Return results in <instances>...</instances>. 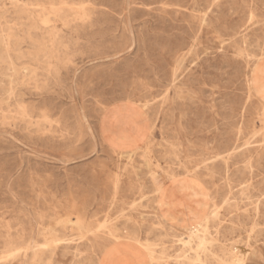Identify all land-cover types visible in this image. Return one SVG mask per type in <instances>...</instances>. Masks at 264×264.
<instances>
[{
	"label": "rangeland",
	"instance_id": "rangeland-1",
	"mask_svg": "<svg viewBox=\"0 0 264 264\" xmlns=\"http://www.w3.org/2000/svg\"><path fill=\"white\" fill-rule=\"evenodd\" d=\"M59 1L84 15L35 22ZM59 1L0 0V264H98L114 239L142 264H245L264 243V0ZM114 105L145 117L141 146L101 138ZM165 183L195 208L175 226Z\"/></svg>",
	"mask_w": 264,
	"mask_h": 264
},
{
	"label": "crops",
	"instance_id": "crops-1",
	"mask_svg": "<svg viewBox=\"0 0 264 264\" xmlns=\"http://www.w3.org/2000/svg\"><path fill=\"white\" fill-rule=\"evenodd\" d=\"M254 86L259 91V96L264 100V64L260 66L255 75ZM101 119V126L98 127L99 134H102L101 138L110 143L109 145L116 148H122L125 145L136 148L142 145L143 141H134L128 137V135L132 136L135 132L127 125L128 122L141 124V121L145 119L144 116L141 117L139 111L137 112V108H123L120 105H114L111 110L104 113ZM163 188L167 193L170 192L166 200V206L162 210L166 221L175 226L176 223L189 220V211L195 209L193 200L189 199V194L173 192V187L166 183ZM125 249L121 247L120 251L102 258L101 264H142V260L135 258L132 251H129L128 248L124 251ZM245 264H264V243L249 251Z\"/></svg>",
	"mask_w": 264,
	"mask_h": 264
},
{
	"label": "bare ground",
	"instance_id": "bare-ground-1",
	"mask_svg": "<svg viewBox=\"0 0 264 264\" xmlns=\"http://www.w3.org/2000/svg\"><path fill=\"white\" fill-rule=\"evenodd\" d=\"M47 1V0H46ZM59 1V0H58ZM101 1H103V0H101ZM45 2V1H44ZM16 3V2H15ZM11 4V3H10ZM13 4V3H12ZM37 4V3H36ZM89 4V3H88ZM26 5V4H25ZM91 5V4H90ZM35 6V5H34ZM42 6V5H41ZM14 7V6H13ZM43 7H44V5H43ZM89 7V6H88ZM32 8V7H31ZM15 9V8H14ZM33 9V8H32ZM39 9V8H38ZM22 10V13H25L26 15H27V17H31L32 15H33V13H30L29 11H27L26 9L24 10V8L23 9H21ZM12 12H14V11H12ZM34 12V11H33ZM84 13V9L82 8V7H80V6H75V5H73V4H71L70 2H61V1H59V3H55V4H51L50 5V9H49V11L45 14V10L43 9L42 10V13L40 12V15H38V18L36 19L35 18V22H38V23H40V26H41V24H42V26L43 25H47V23L50 21V18H49V16L51 15L52 16V19L54 20V21H57V22H61L62 24H66L67 23V21L68 20H70L71 18H76V17H80V16H82V14ZM13 14V13H12ZM34 14H35V12H34ZM88 14V13H87ZM84 15V14H83ZM24 16V15H23ZM86 17V16H85ZM88 17H89V15H88ZM81 18V17H80ZM83 18V17H82ZM19 19V18H18ZM32 19V18H31ZM5 21V20H4ZM10 21V20H9ZM13 21V20H12ZM83 21V20H82ZM89 22V21H88ZM30 23V22H29ZM37 23V24H38ZM83 23H84V21H83ZM8 26V25H7ZM41 26V27H42ZM91 26V25H90ZM11 27H13V26H11ZM35 27V26H34ZM82 27V26H81ZM1 28V27H0ZM32 28H33V26H32ZM92 28V27H91ZM7 29V28H6ZM20 30V29H19ZM48 30H49V28H48ZM43 31V30H42ZM52 31V30H51ZM20 32V31H19ZM37 32H39V31H37ZM50 32V31H49ZM53 33H54V31H52ZM59 32V31H58ZM0 33H2V32H0ZM9 33V32H8ZM43 33V32H42ZM70 33V32H69ZM55 34H57V33H55ZM62 34V33H61ZM10 35H11V33H10ZM42 35V34H41ZM40 35V36H41ZM54 35V34H53ZM29 36V35H28ZM63 36H64V34H63ZM41 38H43V37H41ZM29 41H30V37H29V39H28ZM32 40V39H31ZM58 40V39H57ZM8 41V40H7ZM13 41V40H12ZM60 42V41H59ZM2 42H1V36H0V44H1ZM3 43H4V41H3ZM56 43V42H55ZM69 43V42H68ZM35 44V43H34ZM36 44H37V41H36ZM38 46H39V44H38ZM63 46V45H62ZM29 47V46H28ZM33 47H34V45H33ZM40 47V46H39ZM64 47V46H63ZM66 47V46H65ZM38 48V47H37ZM46 47H44V49H45ZM32 49V48H31ZM19 50V49H18ZM34 50H35V48H34ZM28 55V54H27ZM57 55V54H56ZM8 56V55H7ZM16 57V56H15ZM19 57V56H18ZM22 57V56H21ZM30 58H32L31 56H30ZM10 63H11V61H9ZM51 62V61H50ZM47 63H48V59H47ZM50 68V67H49ZM12 71H13V69H12ZM24 71V70H23ZM33 72V71H32ZM13 73V72H12ZM25 73V72H24ZM14 74V73H13ZM34 74V73H33ZM7 78V77H6ZM10 80V79H9ZM29 80V79H28ZM11 81V80H10ZM16 84V83H15ZM10 85V84H9ZM27 87V86H26ZM36 87V86H35ZM9 89H10V87H9ZM36 89V88H35ZM37 90V89H36ZM10 91H11V89H10ZM35 92H38V91H35ZM34 92V93H35ZM14 93V92H13ZM32 93V92H31ZM10 95V94H9ZM12 95V94H11ZM2 104V102H0V105ZM5 104V103H4ZM44 105V104H43ZM16 106V105H15ZM45 106V105H44ZM7 107V109H9V105H7L6 106ZM40 107V106H39ZM17 108H18V110H19V113L21 114V115H23V116H26V115H28V113L25 111V109L23 110V108H25V107H23L22 109H21V106L19 105H17ZM0 111H2V108H0ZM104 111V110H103ZM104 113V112H103ZM19 114V115H20ZM41 115H43V114H41ZM40 115V116H41ZM48 115V114H47ZM3 116H5V115H3ZM10 116H11V114H10ZM13 116V115H12ZM11 116V117H12ZM16 116V115H15ZM17 117H18V115H17ZM27 117V116H26ZM101 117V116H100ZM30 118H31V116H30ZM145 118V117H144ZM147 118V117H146ZM21 119V118H20ZM27 119V118H26ZM101 119V118H100ZM5 120V119H4ZM18 120V119H17ZM22 120V119H21ZM42 120V119H41ZM3 121V120H2ZM39 121V120H38ZM37 121V122H38ZM43 121V120H42ZM46 121H47V119H46ZM50 121V120H49ZM14 122V121H13ZM22 122V121H21ZM21 122H20V124H21ZM34 122V121H33ZM44 122H45V119H44ZM51 122V121H50ZM49 122V123H50ZM5 124H8V123H6V122H4ZM3 123V124H4ZM43 123V122H42ZM99 123V122H98ZM4 124V125H5ZM43 124H45V123H43ZM48 124V123H47ZM47 124L46 125H44V126H47ZM100 124V123H99ZM13 125H15V124H13ZM24 125V124H23ZM22 125V126H23ZM28 125V124H27ZM26 125V126H27ZM30 125H32L31 124V121H30ZM149 125V124H148ZM35 126V125H34ZM50 126V125H49ZM48 126V127H49ZM8 127V126H7ZM13 127V126H12ZM30 127V126H29ZM32 127V126H31ZM11 128V127H10ZM36 128H38V127H36ZM35 128V129H36ZM147 128H148V126H147ZM153 127H151L149 130H151ZM51 129V128H50ZM49 129V130H50ZM154 129V128H153ZM14 130V129H13ZM34 130V129H33ZM30 131V130H29ZM38 131V130H37ZM34 133H36V130L34 131ZM38 133V132H37ZM36 133V134H37ZM52 133V132H51ZM47 134V133H46ZM51 135V134H50ZM45 136V135H44ZM43 137V136H42ZM60 138H61V136H60ZM153 139V138H152ZM147 154V153H146ZM130 156V155H129ZM128 156V157H129ZM123 157V156H122ZM131 157V156H130ZM147 161H149V160H147ZM145 163V162H144ZM171 163V162H170ZM149 168V167H148ZM157 169V168H156ZM158 177H159V174L157 175ZM136 177V176H135ZM151 177V176H150ZM118 183H119V181H118ZM196 183H198V182H196ZM174 185V182H170V186H173ZM155 188H156V186H155ZM160 189V188H159ZM161 190V189H160ZM165 189L163 188L162 189V191L161 192H165L164 191ZM155 194H156V192H155ZM162 194V193H161ZM157 195V194H156ZM155 197V196H154ZM160 204V203H159ZM156 205V204H155ZM133 207V206H132ZM214 208V207H213ZM217 213V212H216ZM215 215V214H214ZM202 216V215H201ZM141 218V217H140ZM74 221V220H73ZM202 221V220H201ZM207 221V220H206ZM68 222H69V220H68ZM66 223H67V221H66ZM66 223H65V225H66ZM207 223V222H206ZM64 224V223H63ZM61 225V226H64V225ZM74 224V223H73ZM203 224V223H202ZM69 225V224H68ZM104 225H107V224H105L104 223ZM103 225V226H104ZM71 226V225H70ZM102 226V225H101ZM65 227V226H64ZM255 227V226H254ZM63 228V227H62ZM102 228H106V227H102ZM48 230V229H47ZM207 231V230H206ZM205 232V231H204ZM55 234V233H54ZM54 234H53V232L52 231H50V228H49V230H48V232L45 234V238H46V242H48V243H53V245H55L54 243L56 242V243H58L56 240L57 239H55V237H54ZM124 234H126V233H124ZM201 235V234H200ZM199 235V236H200ZM56 236V235H55ZM133 237V236H132ZM136 237V236H135ZM129 238V237H128ZM190 238V237H189ZM192 238V237H191ZM132 239V238H131ZM135 239V238H134ZM212 239V238H211ZM19 240V239H18ZM21 240V239H20ZM198 241V246H197V248H199L200 246H203V245H205L206 244V242L207 241H205V239L204 238H201V237H198V239H197ZM63 241V240H62ZM66 241V240H65ZM13 242L14 241H12V240H8L7 241V244H9L8 246H10V245H12L13 244ZM20 242V241H19ZM45 242V241H44ZM139 243V242H138ZM207 244H211V243H207ZM58 244H56V246H57ZM61 245H62V243H61ZM69 245V244H68ZM145 246V245H144ZM128 248V250L129 251H131V249L128 247V246H124V245H122V244H119L118 243V241H117V239H114V240H112V241H110L109 243H108V245L104 248V249H102V250H100L99 248H97L96 249V251L97 252H99V258H97V260L99 261L98 262V264H101V260H102V258H104V257H108V255H111L112 253H114V252H116V251H120L119 249L120 248ZM148 247V246H147ZM210 248H211V246H210ZM7 249V248H6ZM12 249V248H11ZM10 249V250H11ZM25 249V248H24ZM126 249L124 250V251H126ZM191 250V249H190ZM252 250V249H251ZM20 251V250H19ZM18 251V252H19ZM6 252H7V250H6ZM9 252V251H8ZM15 252V251H14ZM13 252V253H14ZM248 250H245L244 252H242L243 254H244V257H246L245 259H247V255H248ZM33 253V252H32ZM74 253V252H73ZM148 253V252H147ZM5 254V253H4ZM208 254H210V253H208ZM195 255V254H194ZM133 256L135 257V258H137L138 257V255H137V253H135V252H133ZM148 257H149V259L151 258V256L150 255H148ZM205 257V256H204ZM40 258H41V253H38V252H35L34 251V253L32 254V256H31V258H30V262H36V261H38V260H40ZM1 259V258H0ZM42 259V258H41ZM9 260V259H8ZM198 260V259H197ZM241 263V262H240ZM239 263V264H240Z\"/></svg>",
	"mask_w": 264,
	"mask_h": 264
}]
</instances>
